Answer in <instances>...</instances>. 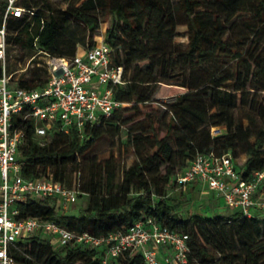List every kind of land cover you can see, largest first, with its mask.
<instances>
[{"label":"trees","instance_id":"16d2710c","mask_svg":"<svg viewBox=\"0 0 264 264\" xmlns=\"http://www.w3.org/2000/svg\"><path fill=\"white\" fill-rule=\"evenodd\" d=\"M48 1L18 0L30 13L7 18L6 60L11 47L30 56L38 49L72 56L94 45L104 24L113 62L123 67L124 82L113 87V95L125 104L85 125L82 134L52 130L44 143L31 119L25 120L22 174L64 181L78 189L76 202L82 198L86 204L70 212L61 210L55 197L28 196L18 216L48 218L96 236L125 231L150 217L187 234L190 264H264L259 210L181 216L170 193L176 186L173 176L200 152H230L244 178L264 169V100L245 96L264 89V0H67L63 9ZM2 16L0 1V24ZM179 26L186 27L184 45L174 40ZM229 59L235 60V80L226 84ZM5 69L14 74L7 62ZM27 73L17 77L16 85L33 88L46 80L44 67H30ZM172 78L177 80L169 82ZM159 83L169 84L170 101L153 96ZM120 125L134 154L121 168L113 152L104 158L89 152L107 130ZM240 154L245 159L239 163ZM9 253L16 264H103L100 250L76 243L56 246L41 235L16 241ZM108 264L146 263L136 251L108 257Z\"/></svg>","mask_w":264,"mask_h":264},{"label":"built area","instance_id":"2783aa9c","mask_svg":"<svg viewBox=\"0 0 264 264\" xmlns=\"http://www.w3.org/2000/svg\"><path fill=\"white\" fill-rule=\"evenodd\" d=\"M0 1L3 3L0 24V264H16L9 253L10 247L34 235H41L56 246L76 243L100 250L103 264H108V257L136 251L142 253L146 264H190L187 234L150 217L135 221L125 231L96 236L69 229L48 218L18 216L19 205L28 196L55 197L63 211L78 199V189L64 181L46 174H22L19 146L26 136L25 120L31 119L40 143L49 139L52 130L68 133L75 129L82 134L85 125L98 122L125 104L113 95V87L124 82L123 67L113 62L112 47L99 33L94 45L72 56L36 50L28 64L45 68V82L33 88L16 85L18 76L14 80L13 73L5 69L6 21L9 17L30 13V10L19 5L18 0ZM23 74L28 75L27 72ZM217 132L213 127L212 133ZM262 181L264 169L242 177L235 169L230 152L197 153L173 176L176 186L201 182L222 197L227 207L245 215H251L252 208L264 212ZM259 191L261 196L257 195Z\"/></svg>","mask_w":264,"mask_h":264},{"label":"rangeland","instance_id":"374dc122","mask_svg":"<svg viewBox=\"0 0 264 264\" xmlns=\"http://www.w3.org/2000/svg\"><path fill=\"white\" fill-rule=\"evenodd\" d=\"M49 6H51L54 9L58 8H65L67 0H49ZM38 7L42 9V11H46L48 6L42 2L39 1ZM103 27L104 24L101 25L99 33H103ZM185 26H179L178 27V33L179 35L174 38L176 42H180L181 44H185L187 41L186 35L184 33ZM82 49V45H78L77 51ZM30 58V53L27 50H20L16 47H11L9 50V55L7 56V64L9 66L10 71H16L13 74V79L15 80V77L23 74V72H27V70L30 68L28 64V60ZM226 72H228L229 78L225 81L226 84L232 83L235 80V76L233 74L235 70V60L229 59L226 61ZM26 69L24 70L23 68ZM42 74H45L42 72ZM177 78L170 79L169 82H175ZM155 98H157L160 102H168L172 99L173 94L169 91V84H162L159 83L157 90L155 91L154 95ZM247 96V99H253L256 102H259L260 100H264V89H253L250 91V93L245 94ZM161 113L163 114L164 106L161 104L159 105ZM246 122V121H244ZM160 133H163V121L160 123ZM220 128H223L222 126L217 128L218 132L220 131ZM92 154H95L97 158H104L109 156L110 152H113L114 155H117L119 157V163L120 168L125 167L129 163H131L134 159L133 149L132 147L127 143V133H126V127L123 125H120L118 130H115L114 128H111L107 130L99 139L95 141L94 146L89 151ZM245 155L240 154L238 156L237 162H241L240 160L244 159ZM82 172L84 174V170L82 169ZM171 196L174 197L173 204H174V211L177 212L181 216H185L189 213H204L207 215H215V214H229L234 212V210L225 209L220 206V203L212 198H204L201 199V202L196 203L195 197L191 195L188 196L189 193L184 194V190L182 187L178 188V186L173 187L171 190ZM80 200L76 203H73L68 208V211L75 212L78 207L85 206V201ZM204 200V201H203ZM203 205L205 209L203 208ZM55 243V241H54Z\"/></svg>","mask_w":264,"mask_h":264},{"label":"crops","instance_id":"0c3cea01","mask_svg":"<svg viewBox=\"0 0 264 264\" xmlns=\"http://www.w3.org/2000/svg\"><path fill=\"white\" fill-rule=\"evenodd\" d=\"M244 159H242V160H244ZM180 187L183 188L184 194L189 193V195H188L189 197L191 195H193L196 198L195 199L196 203H198V202L200 203L201 199H204V198H212V199L217 200L220 203L221 207H223L225 209L236 210V209H231V208L227 207L225 205L222 197H220V196L216 195L214 192L208 190L201 182H191V183L185 184L184 186H178V188H180ZM261 194H262V192H260V191L257 192L258 196H261ZM203 208L205 209L204 205H203ZM252 211L258 212V209L252 208ZM258 213L260 215L264 214V212H261V211Z\"/></svg>","mask_w":264,"mask_h":264}]
</instances>
